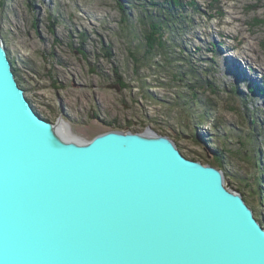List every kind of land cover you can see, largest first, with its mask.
I'll use <instances>...</instances> for the list:
<instances>
[{
    "label": "water",
    "instance_id": "water-1",
    "mask_svg": "<svg viewBox=\"0 0 264 264\" xmlns=\"http://www.w3.org/2000/svg\"><path fill=\"white\" fill-rule=\"evenodd\" d=\"M0 264H264V224L166 134L38 114L0 33Z\"/></svg>",
    "mask_w": 264,
    "mask_h": 264
},
{
    "label": "rangeland",
    "instance_id": "rangeland-1",
    "mask_svg": "<svg viewBox=\"0 0 264 264\" xmlns=\"http://www.w3.org/2000/svg\"><path fill=\"white\" fill-rule=\"evenodd\" d=\"M128 1L0 0V33L27 98L38 114L53 122L63 118L82 140L111 129L141 132L150 127L173 138L183 154L210 163L216 161L215 146L227 144L240 155L225 154L221 165L227 181L244 191L264 224V194L251 195L244 187L242 180L253 189L258 185L255 166L243 158L245 148L239 144L254 118L262 130L253 141L262 153L263 172L257 174L264 179V0H174L182 5L176 15H189L192 22L172 34V55L186 58L168 64L160 52L147 54L153 35L145 36L141 9L165 16L153 4L169 0H134V8ZM241 71L244 76L238 75ZM173 72L187 74L180 81ZM207 81L220 93H213ZM235 87L240 94L228 99ZM191 88L215 102L203 123L175 104L179 94L192 101ZM216 120L222 124L218 131L211 127ZM192 133L207 142L197 145ZM259 186L264 191V184Z\"/></svg>",
    "mask_w": 264,
    "mask_h": 264
},
{
    "label": "trees",
    "instance_id": "trees-1",
    "mask_svg": "<svg viewBox=\"0 0 264 264\" xmlns=\"http://www.w3.org/2000/svg\"><path fill=\"white\" fill-rule=\"evenodd\" d=\"M126 4L131 6L132 8H134L135 5H136L134 3V0L128 1V2H126ZM163 4L156 3V4H153V5L158 10H162V14L165 13L166 14L165 16L154 15V14H151L150 11H147V9H145V8L141 9V12L144 15V17L142 18L141 21L143 23L144 29L146 30V35L145 36L149 37V35H151V34L153 36H154V34H156V40L152 36V39H153L152 43L154 44V45H152L153 49L151 48L148 51L147 54H153L154 52H160V53H162V55L164 57L165 64H168L171 61L177 63V61H180L182 58L185 59L186 57L184 56V57L181 58L180 55L179 56L176 55V54L172 55V53H173L172 47L175 45V43L173 41L172 34L176 33L178 30H180V32H184V30L186 29L185 25L191 23L192 20L189 17V15H186V14H184L182 12L179 13L180 17H178L176 15L177 11L179 10V7L181 6V8H182V5H181L180 2H175L174 0H169L166 3H163ZM211 5H212L213 8H215L214 6H216V5H213V4H211ZM170 18L172 19L171 23L168 22V20H170ZM122 23H125L127 26L129 25L127 17L123 16ZM147 27H149V29ZM162 30L164 31V33H167L166 36L162 32ZM156 44H158V45H156ZM180 52L183 53V51H180ZM106 55L110 56V53L107 52ZM13 64H14V67H15V70H16L17 78H19L20 76L17 73L19 70L15 66V63H13ZM139 66L140 65L136 66V70H137V68H139ZM191 67H192V64H190V66L189 65L187 66V68H189V71H193V69H191ZM186 74H187V72H182V73L173 72L172 76L174 78L180 80V81H183L182 78H183V76L185 77ZM116 79L120 82L123 78H122V76H120V74L116 73ZM22 83L23 82L20 80V85ZM144 83L145 82L143 81V84ZM206 84H207V86L209 88H211V91L213 93H216V94L220 93V92H217V89L215 88V84H214L213 81H207ZM184 85L188 86L189 84L184 83ZM188 89L190 90L189 87H188ZM191 89L194 90V88H191ZM146 93H148V92H146ZM179 93L180 92H177V94H179ZM237 93L240 94V92H238L237 87L231 88L230 91H229V98L228 99H233L234 100L235 99L234 96ZM242 95H243L242 98L245 99V94H242ZM148 96H149V94H148ZM191 98H192V101H189L188 98L184 94H181V95L179 94L178 99H175V104H176V106L179 105L181 107V111H182V113L185 114V116H187L189 114L192 115L191 111H193V113H195L194 117L198 120V122H200V123L205 122L208 119V117H209V113L212 112L215 109V102L213 101V99H210V98L204 97V96H200L198 94V91H196V89L194 91H192L190 99ZM179 100H183V101L179 102ZM199 108L201 110L199 112H196L194 110V109L197 110ZM187 111H190V112L188 113ZM46 119H48V118H46ZM251 120H252L251 124L253 126L255 125V127L257 128V131H255L256 128H254L251 125L250 126L251 129L249 131H247L246 139L243 140V141H240L239 144H241V146L245 148V152H246L245 154L246 155L243 156V158L246 161H248L249 163H252L253 166H255L254 167L255 175L253 176V178H254L255 183L258 185V187L253 189V188H251V183L250 182H245L244 180H242V182L245 184L244 187L250 188V194L251 195H253V193H255V194L257 193L258 196H262L264 194V191H263L262 188H260L259 184H264L263 183L264 179H263L262 176L259 177V175L257 174L259 172H263V170L261 169V164H260V161H261V158H262V153H261L260 150H257L256 143L253 144L254 138H256L258 135L262 134V130L259 129L260 125L256 124L257 122H256V120L254 118L251 119ZM110 126L114 127L113 124H110ZM221 126H222V124L220 123V121L218 122V120H216V121L211 123L212 129L215 130V131L216 130L218 131L219 129H221ZM128 128H129V126H128ZM223 128H226V127L223 126ZM129 130H132V129H129ZM132 131H137V130H132ZM255 135H257V136H255ZM190 136L194 140V143H196L197 145H200L202 141L204 142V140H205V142H207L206 138L205 139L204 138L197 139L195 133H192ZM226 143L227 142H224V144H226ZM251 143L253 144V146H251V149L248 152L247 146H249ZM225 146L224 147H220V146L216 145L215 149L213 150V156L216 159L215 163L218 166H220V167H222L221 164L226 159L225 158V154H228L227 156H230V157L231 156L232 157L238 156V152L234 151L233 149H229V148H227ZM185 155L190 157V158H192V159H195V157H193V156H189L187 154H185ZM238 157H240V155ZM230 182L231 181L229 179V183ZM237 189H239V188L237 187ZM239 190H241V189H239ZM243 193H244V191H243ZM261 203L264 204V200L263 199H261Z\"/></svg>",
    "mask_w": 264,
    "mask_h": 264
},
{
    "label": "bare ground",
    "instance_id": "bare-ground-1",
    "mask_svg": "<svg viewBox=\"0 0 264 264\" xmlns=\"http://www.w3.org/2000/svg\"><path fill=\"white\" fill-rule=\"evenodd\" d=\"M234 62V61H233ZM236 63V62H235ZM240 74V76H244V74H243V72L241 71V72H239L238 73V75ZM263 85H261V87H262ZM33 106V105H32ZM34 108V107H33ZM36 111V110H35ZM71 132V131H70Z\"/></svg>",
    "mask_w": 264,
    "mask_h": 264
}]
</instances>
